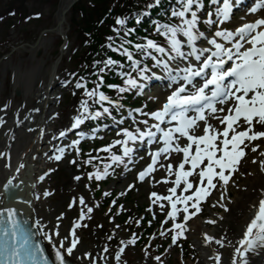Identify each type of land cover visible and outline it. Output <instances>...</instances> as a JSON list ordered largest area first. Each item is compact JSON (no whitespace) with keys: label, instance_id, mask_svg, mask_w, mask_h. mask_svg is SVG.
Returning <instances> with one entry per match:
<instances>
[{"label":"snow or ice","instance_id":"1","mask_svg":"<svg viewBox=\"0 0 264 264\" xmlns=\"http://www.w3.org/2000/svg\"><path fill=\"white\" fill-rule=\"evenodd\" d=\"M161 2L162 0H153V3L148 4L147 8L151 9L159 6ZM212 2L216 5L215 13H207V18L203 21L206 25L215 26L217 23L223 24L231 19L234 7L233 0H222V3H220V0H212ZM176 3L178 7L173 6L170 9V15L178 18L179 23L153 22L155 31L166 38L168 46H162L156 40L148 37L144 38L146 43L134 45L144 55L152 56L155 64L161 66L163 71L168 73L173 83L179 82L178 86L167 96L162 108L146 113V115L154 117L159 122H164L166 117L170 116V122L176 121L177 123L167 129L161 128L160 123L149 126V128L155 127L158 132L162 133L159 139L163 140V147H159L151 154L152 162L139 173V179L143 181L149 173L155 171V165L162 153L171 155L174 150L183 154V159L175 173V186L168 190L170 195L161 196L156 192L150 194L153 198L152 204H157L160 201L170 202L171 207L166 212V216L172 221H175L180 213L177 205L183 204V221L174 222L172 225L173 230H175V234L171 236L172 244H176L181 237L185 236L186 222L202 211L201 202L205 201L211 195L212 189L216 188L214 179L218 178L217 182L222 181L225 187L229 184L233 174L238 171L242 158L246 156L245 149L248 145L245 142L264 139V130H257V126L264 128V15H260V13H264V0H254L253 5L248 9L249 13L257 14V18L242 21L234 30L217 27L214 34L208 38H206V32L201 31L199 28L201 17L198 12L204 8L203 0H176ZM36 15L39 16L40 14L37 13ZM141 15H147V13ZM213 15L217 19H213ZM140 18L141 16L138 15L136 18L137 23L140 22ZM116 24L125 26L126 19L118 17ZM116 31L119 34V29H116ZM134 31L135 29H127L128 34ZM201 38H206V43L209 46L198 47L197 41H200ZM108 39L111 41L112 37H108ZM124 43L131 44L132 41L125 40ZM185 45L188 46V51H185ZM67 46L65 44V47ZM108 47L112 48V44L110 43ZM149 49L154 50L161 57L167 58L153 56L152 52L148 51ZM114 51H122L134 66L139 65L140 61L135 60L133 53L125 48L123 44ZM206 53L208 55H205ZM172 62L177 63L173 66ZM180 62L187 63L182 66ZM95 63L99 64L101 62L96 61ZM118 63V61L109 57L103 61L104 67L99 68L98 71L103 73L110 67H116ZM138 71L145 80L150 78L145 75L146 72L150 71L147 65L144 68H138ZM72 75L75 76L76 74L72 73ZM120 75L127 76L124 81L126 87L109 84V88H118L120 93H124L138 86L139 81L133 78L131 74L121 71ZM201 76L204 77L202 84L198 81L194 82L195 78ZM98 79L102 83L104 77L100 75ZM82 80L83 77L76 80L75 88H84L85 96L88 99H81L78 114L73 117L70 128L59 132L61 137L71 129L80 126L88 118L95 119L105 113L111 115L108 107H103L102 111L99 109L94 112L90 111L89 99L93 103L103 105V102L107 101L109 104H115L117 108L121 107L118 101L110 100L104 91L99 90L100 83H97L92 89H88L86 84L81 83ZM68 83L69 81H65V84ZM187 85L191 86V90L186 87ZM210 85L213 86L210 92L206 91ZM140 87H143V85H140ZM3 107L6 109L8 104H4ZM33 111L38 112L39 109H33ZM135 111L140 112L141 110L138 108ZM189 112L193 114L189 115ZM213 118L219 121L222 130L209 122ZM198 122H203L201 134H196L193 131L194 128L200 126ZM5 123L4 118L0 117V126ZM17 123L19 124L21 121L17 120ZM142 123L148 126L147 120ZM28 131L31 132L34 129L29 128ZM43 131V129H40L41 134H43ZM121 131L125 139L122 141L116 140L114 143L123 144L124 156H128L133 152V149L129 147V141H143L145 137H148V143L151 144L156 139V132L143 131L139 127L136 128L135 132L127 128L121 129ZM177 133L179 136L176 135ZM181 137L187 138V142L183 147L179 143ZM12 139H15V137L13 136ZM73 144H79V140H74ZM193 145H195L194 152L192 151ZM111 147L112 145L107 146L109 150ZM260 147L259 144H255L252 146L251 151L256 152ZM59 152L60 155L55 156L56 160L62 158L64 149H59ZM260 156L259 167L261 171H264V152H261ZM0 157L10 160V153L7 151L0 152ZM112 159L113 161L122 162L123 158L120 155L113 154ZM91 162L92 159L90 158L87 163ZM72 163L75 164L76 161L73 160ZM253 163H256L255 159ZM185 165H190V168L186 170ZM6 167L11 168V164L8 163ZM167 167L169 175H172L173 165L168 164ZM23 168H25V164L20 162L15 168V175L9 176L6 182L3 183L2 188L4 191L0 193V196L7 195L11 193L12 189L19 188L20 185L15 181ZM51 171L52 169H49L48 172L39 177V180L43 181ZM194 173L199 177V183L196 186H194V182L189 180V177L193 176ZM104 175H107V165L103 173L97 171L94 174H88L90 179L94 176L96 180L102 179ZM75 179L79 180L80 177L76 176ZM182 181L183 191L192 190L190 194L176 195L177 188L181 186ZM20 183H23V181H20ZM132 187L133 185H129V188ZM261 192L264 193V189ZM121 194L123 195V193ZM50 195L51 192L49 191L43 193L45 197ZM105 195H110V193H105ZM34 196L36 199L40 198L38 194L34 193ZM221 198H223V193H221ZM190 201L193 202L191 205H189ZM78 202L84 205V197L80 196ZM24 203L31 204L32 202L28 200ZM75 203L76 199H73L69 207H72ZM112 203L115 204L116 201L113 200ZM120 207L123 210V206ZM190 207L193 211H189ZM220 207L224 208L225 211H229L226 204H220ZM92 211L93 208H87L88 213ZM161 211H164L163 204H161ZM19 212L20 209L13 206L0 207V264H51L45 254L44 247L35 239L37 232L33 231L26 220L20 218ZM85 215L86 213L81 210L79 218L83 220ZM153 215L155 216V214ZM164 222L167 223V220ZM136 223L139 224L140 221H136ZM150 223L151 221H149ZM207 223L215 225L217 221L210 219ZM81 226L79 222L73 224V239L66 248L63 240L59 242V246L53 244L55 260L58 264H67L65 251L69 256L73 255L74 249L77 248L80 242L76 229ZM83 226L86 227V225ZM35 227L37 230L43 229L44 225L40 219L35 220ZM116 227L118 228L119 225ZM159 234L163 236L165 232L161 231ZM57 235H59L58 232ZM43 237L45 240H52V236L47 231L43 233ZM203 237L204 244L210 245L214 242L220 248L225 246L227 240L226 237L218 238L207 232L203 234ZM108 239L111 240L112 236H109ZM136 242L137 236L135 233L127 242L120 241V244L124 246L115 251L116 264H122L121 256L125 251V247L134 245ZM228 243L231 242L228 241ZM238 245L233 248L230 264H249V254L264 248V195H261L258 200V210L250 222L247 223L246 230L243 232L242 238L239 239ZM103 252L108 253L107 246L104 247ZM144 252L149 259H154L158 264H163L160 256L151 257L147 252V248ZM85 255L91 256L90 253H85ZM211 259H213V264H222V253L216 251Z\"/></svg>","mask_w":264,"mask_h":264},{"label":"bare ground","instance_id":"2","mask_svg":"<svg viewBox=\"0 0 264 264\" xmlns=\"http://www.w3.org/2000/svg\"><path fill=\"white\" fill-rule=\"evenodd\" d=\"M69 0H61V7H64ZM58 14L54 20V25L57 22ZM53 25V26H54ZM63 25V24H62ZM62 28V27H61ZM59 29L52 30L51 34H57L56 31ZM61 31V30H60ZM47 39L43 36L40 38V40L36 43V45L29 47L28 51H31L32 54L38 49L41 50V52L44 50V47L47 45ZM67 47L65 45L61 48V57L67 52ZM42 62H38L35 66L30 68L29 70L19 71V75L15 74L13 78V88L22 89L24 91V94L20 96V100L27 101L29 96L31 95V90L34 88L35 80L39 77H42V71L41 66ZM58 69V66L55 67L53 70ZM48 85L50 88L54 86V84L49 81ZM46 85V87L48 86ZM40 91V94L38 95L39 101H36L37 106L36 108L40 109V113H42L41 107H43L44 102L47 100L43 96L42 90ZM36 91V92H38ZM43 98V99H41ZM48 101V100H47ZM54 102V100H49V103ZM45 111L42 120L40 122V125L38 123H32L30 126L35 128L32 133H25L23 131L20 132L16 141L12 144L11 147V158L9 163L11 164V168L6 167L4 163H0V184L5 179L7 175H15V168L19 165L20 162H25L21 159V154L26 153L30 150L32 145V137L35 138V134H40V129L43 127V124H46L44 122L49 121L50 119H45V115L48 114V116L53 113V111L49 110ZM5 113V112H4ZM5 116L7 117L5 119L6 123L5 125H9V132L11 131V128L13 127L12 121H10V117L5 113ZM43 122V124H42ZM46 133V129L43 131V134ZM36 145L39 144L40 139L36 138ZM0 146H3V143H0ZM254 146V145H252ZM251 146V148H252ZM264 152V145L257 149L256 152L251 151L249 153V158L246 159L250 163L249 176L245 179V181L238 185L237 191L235 195H233L230 202H227L226 198H228L230 195V186L229 184L222 190L225 191L226 197L221 198V196L218 198L220 201L217 203V200L215 201V205L220 206V204H226L228 206L229 211L223 213L215 212L212 213L211 216L207 219H202L199 216H196L195 218H192L189 223V232L191 233V237L199 242V245L204 248L206 251V254L202 256V260H207L210 264H213V259H211L210 254L214 251H220L222 253V264H230V258L233 252L234 246H238V241L240 239V236H236L232 234L230 237L228 236V226L233 224V227L237 230H241L243 227L244 222L246 219L250 216V213L252 211V207L254 203L256 202L257 198L261 195V190L264 189V171L260 170L259 167V161L261 159L260 153ZM34 151L31 153L28 152V157H32L34 155ZM37 156V155H36ZM24 158V157H23ZM38 158V156H37ZM247 158V155H246ZM256 160V163H253V160ZM0 160L3 161V158L0 157ZM34 160V159H33ZM245 160V161H246ZM33 162H36L35 160ZM47 166V165H46ZM25 168L21 169V173L24 172ZM37 173V174H36ZM39 170L36 168L34 173V183H33V194H38L40 196L39 199H36L35 196H33V209H35V212L32 213L33 218L32 221L35 222V220L40 219L42 221V224L44 225L43 229H40V235L42 239L45 242L46 247L49 249V251L52 252V254L55 255V248L53 247V244L59 246V242L61 240L64 241L65 248L70 245L71 240L69 239V233L66 232L65 227L63 228L64 224L66 225L65 219L59 217L57 218L56 215L53 216L54 210L56 208L60 207L59 205H49L48 199L43 196V193L40 192L38 189V183L39 181ZM211 194H214V192H211ZM215 195V194H214ZM222 200V201H221ZM2 200L0 196V205H2ZM56 216V217H55ZM221 217H224L221 219ZM215 219L217 221V224L213 225L212 228H210L209 224L207 223L208 220ZM61 220V224L57 225V221ZM47 231L51 236L52 240L48 241L45 240L43 237V233ZM57 232L59 235H57ZM207 232L211 235H215L218 238H224L226 237L227 240L225 242V246L223 248H220L219 245L215 244L214 242L210 245H206L203 243V234ZM57 238H60L58 240ZM230 241L231 243H228ZM85 253H88L87 248L82 244H78L77 248L74 249L73 255L69 256L67 252L65 251V257L74 261L76 264H92L91 262L94 260L92 257L85 255ZM253 254H249V264L250 261H253ZM98 264H104L99 259L96 260Z\"/></svg>","mask_w":264,"mask_h":264},{"label":"rangeland","instance_id":"3","mask_svg":"<svg viewBox=\"0 0 264 264\" xmlns=\"http://www.w3.org/2000/svg\"><path fill=\"white\" fill-rule=\"evenodd\" d=\"M10 3L16 4V6H21L20 9L23 11L24 14H27V16H25L24 18H18L15 15L13 17L14 23L10 27H6L4 25V22L0 23V58L2 59L0 60V101L1 104H7L8 102V104L14 105L13 102H15V100L12 99L13 94L10 87L11 83L8 82L9 77L12 76L14 68H18L21 71H24L25 69L30 68L33 63H35V61H33L30 56V52L26 49V44L33 43L40 34L42 28L47 26L49 23L53 22L55 5H52L54 4L52 0H0V11L6 10L7 5H10ZM37 13L40 14L39 19H36ZM46 39L48 44L45 46L43 53L40 54V56L42 55V60L44 61L45 59L46 62L42 68L41 80L43 81L47 79V74L50 71V65L54 60L53 53L55 49L54 39H52L49 34L46 36ZM73 46L74 44H72L71 42L70 52L66 55L65 58L68 59L70 57L73 51ZM64 62H66L65 64H67L68 60ZM69 69L73 68L67 65H61L58 74H65L67 72L66 70ZM39 81L36 82V87L40 86ZM35 98L36 97L33 96L31 100L27 102L25 111L33 106L32 103L35 102ZM10 99H12L13 102L10 101ZM69 100L70 98L66 95L62 102H69ZM70 108V110H68V107L61 109L62 112L59 114L57 121L54 125L55 132H57L60 128L68 126V124L70 123L71 117L69 115H65L68 112H74V108H72L71 106ZM73 172L74 170L71 169L69 166H63L60 167L59 171L52 176L51 183L53 184V188L55 186L57 190H55L56 194H54L50 198V202H62V206L55 211L56 213L60 212L62 208L67 207L66 202L70 198L69 189H71L73 186L69 182V180L74 179ZM60 173H64V176L60 175ZM65 174H67V176ZM123 184L121 185V187L123 186ZM137 194L138 192L134 191L133 196L137 197ZM145 201V198L139 200V202L141 203H144ZM207 212L209 213V211ZM66 216L67 223H69L71 216H73V212L70 211L69 215ZM117 225H119L117 222H114L112 224L108 222L102 223L103 229L101 228L102 230L99 231L97 229L98 227H96L93 222L88 229H81L79 233L87 235L88 237H92V235H89V231H94V229L98 230V234L96 233L93 242L90 243L91 246L88 245L91 252H96L100 248V243L104 242L106 239L107 233H105V231L112 230V233L117 232V234L126 236V231L124 229H121L120 226L117 228ZM179 254V252L171 251L170 261H168V258H166L167 260L165 264H180ZM194 257V260L191 262L192 264H196L199 260L198 255H195ZM144 264H158V262L150 260L148 263Z\"/></svg>","mask_w":264,"mask_h":264},{"label":"trees","instance_id":"4","mask_svg":"<svg viewBox=\"0 0 264 264\" xmlns=\"http://www.w3.org/2000/svg\"><path fill=\"white\" fill-rule=\"evenodd\" d=\"M81 9L83 10V21L86 23V24H89V23H93V20H92V17L91 15L94 14V15H97L99 16V13L102 12V7L101 8H95L93 9V11L90 13V12H87L83 6H81ZM104 10V8H103Z\"/></svg>","mask_w":264,"mask_h":264}]
</instances>
